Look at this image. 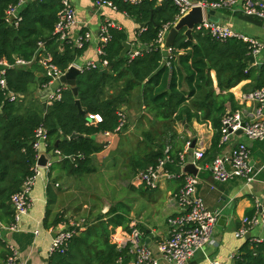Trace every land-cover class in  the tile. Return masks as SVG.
Here are the masks:
<instances>
[{
    "label": "trees",
    "instance_id": "16d2710c",
    "mask_svg": "<svg viewBox=\"0 0 264 264\" xmlns=\"http://www.w3.org/2000/svg\"><path fill=\"white\" fill-rule=\"evenodd\" d=\"M19 1L0 0V61L15 65H0L6 78V89L3 90L0 83V217L10 221L7 227L15 221V212L9 204L11 197L34 175L39 155L34 141L40 127L47 132L46 152L58 150L62 155V160L52 165L53 170L59 175H76L83 179L95 173L94 155L104 149V143L95 137L115 131L120 124L119 110L131 107L133 101H137L144 106L146 115L143 118L149 120V126L141 133L140 145L127 159L131 173L157 167L169 156L166 170L184 178L185 174L180 173L184 164L180 155L192 139L178 131V124L191 126L196 120L212 126L215 131L212 145L204 154L206 161H211L221 151L223 117L229 109L239 108L231 89L243 81H250L251 89L264 87V67L245 62L251 56L252 48L243 39L231 37L221 41L208 31H200L194 32L192 41L184 34V29L178 34L170 55L166 56L157 39L162 26L176 20L177 6L172 1L142 0L132 4L111 0L118 11L138 24H144L132 42V49H139L140 54L131 58L130 50L121 56L129 36L123 28L110 26V40L103 46L101 56L108 61L104 68L107 71L85 69L77 76V95L67 85L59 99L44 104L36 94L48 85L49 77L38 63L16 66L17 60H33L40 43H44L52 62L66 72L83 54L87 44L78 48L73 41L61 42L54 35L61 0H28L21 8L19 25L7 21V10ZM235 15L262 23L255 17ZM112 89L115 92L110 93ZM9 93L16 94L17 98L10 99ZM77 99L85 115L79 112ZM90 114H100L102 122L90 121ZM75 133L80 135L71 138ZM256 142H261L258 146L264 148V141ZM256 144L250 146L251 152ZM54 182L48 184V192L53 198L56 197ZM131 210L125 201H118L107 212L111 216L108 220L100 217L98 222L76 234L61 250L51 254L49 264H115L119 255L125 256L127 249L119 251L117 243L111 241V235L116 231L131 230ZM49 214L51 212H48L46 227L63 221L57 216L50 222ZM142 231L145 232L143 228ZM235 263L264 264V242L248 241L235 256Z\"/></svg>",
    "mask_w": 264,
    "mask_h": 264
},
{
    "label": "crops",
    "instance_id": "0c3cea01",
    "mask_svg": "<svg viewBox=\"0 0 264 264\" xmlns=\"http://www.w3.org/2000/svg\"><path fill=\"white\" fill-rule=\"evenodd\" d=\"M71 1L76 8L80 26H82L84 22L87 23L86 27L80 28L81 31H90L92 33V38L87 44L83 54L70 66H85L87 62L98 57L96 47L100 35V28L102 24L107 21H111L123 28L129 36L128 41L131 43V51L136 49H132V42H134L138 30L144 27L143 24H138L133 18L128 17L126 14L113 7H98L96 0ZM235 14L237 13H233L231 10L220 9L216 11L215 17L217 20L214 21L229 24L235 31L254 37L264 43V21L260 19L262 23L258 24L242 19ZM78 33H80V30H78L77 27L74 32V38H76ZM164 53L166 56L170 55L169 50H164ZM259 59H264V49ZM164 61L167 62V58H165ZM38 74L41 75L40 72H38ZM212 77L217 87V77L214 70L212 71ZM249 83L250 81H243L231 89L239 107L241 104V94L253 90L248 86ZM116 87L118 88L117 85ZM47 88H49V86L40 89L36 94L43 103H47L44 98L47 94ZM113 92H115V89L110 91V93ZM133 102L137 103V101ZM137 104L144 113V106L142 107L139 103ZM242 107L246 108L244 105ZM123 109L126 111L128 118L134 114L132 106ZM133 127L134 124L133 126L127 125V129L121 133H101L95 137L97 141L104 143V149L94 155L96 171L91 176H102L101 179H98L96 182L101 183V188H103L105 181L110 182L107 177L113 166L119 167L122 162V156L125 155L124 157L128 159L129 155L136 149L128 146L126 142L128 137L132 135ZM177 128L181 134H185L192 139V144L193 141L196 140L195 147L192 148L191 146L192 150L187 152L186 161L180 170V173H186L183 168L188 162L189 154L194 153V149L196 150L198 148L204 149L205 152L207 150L208 153L212 145L215 131L208 123H199L196 120H194L191 126L185 125V123H179ZM233 138L234 140L232 141H246L249 146H253L257 143L255 150L251 152V163L255 168L256 179L251 183H247L243 178H236L225 183L216 182L213 179L207 165L212 162L217 155L230 152L231 144L221 146V151L211 161H206V157L198 161L197 164L201 167V169H198L197 174L200 178L198 193L203 198L208 208L220 211V217L226 216V220L220 223L217 222L212 233V242L203 249L198 250L187 264H210V262L214 260H218L224 264H236L235 256L241 253V249L248 241L252 242L258 237L264 238V228L261 226L252 228L243 237L236 235L243 224L244 217L255 214L256 205L259 202L264 205V148L262 145L258 146L261 142L247 141L246 137L242 134ZM126 148L127 151L125 152ZM185 149L186 145L184 146V150ZM39 152L40 154L46 153L47 157L49 159L51 158V155L46 152L45 148H42ZM54 159L55 162L53 164L55 166L56 163L62 160V156L61 158L54 157ZM91 176H86V178ZM52 180H55L53 184V193L56 195L55 198L48 192V184ZM82 180L84 181L85 178L82 179L76 175L66 176L62 175V173L59 175L56 173V170H53V166L50 170L42 168V173L38 176L30 194L32 205L28 212L22 215L17 224V230H7V224L10 221L0 217V264H4L10 252L8 249L10 244L17 249L20 257L23 258L27 264H49L51 256L50 250L57 231L60 232L62 229H71L76 230V234H79L81 231L86 230L89 225L98 222L100 217L104 220H108L111 217L107 214L110 208H98V206L92 208L90 206L92 200L84 201L81 196L82 193L79 194L82 190V186L85 185H80V181L83 182ZM61 182H65L63 188H60L59 184H61ZM184 182L185 177L181 178L179 176L178 178H163L159 186L154 189L145 186L137 187L131 184L132 189L139 194L140 198L136 200V198H134L135 196H133L132 199L125 200L132 208L129 223L130 227L131 224L136 221L138 227L141 230L142 228L145 230V232L142 231V241L159 257L162 256L158 251V242L171 235V224L169 219L172 216L178 215L180 211L178 205H174L170 202V196L178 192L183 187ZM88 188L91 187L89 186ZM146 195L147 198L144 197ZM10 202L11 200L9 204L12 206ZM52 206H54V208H52ZM137 208H139V212ZM48 212H51V214H49L50 222L55 220L57 216L62 217L63 221L58 225L46 227L45 223ZM101 212L102 214H100ZM111 241H113L112 235ZM126 249L127 252L124 256L125 264H136L135 253L129 247L124 250ZM162 264L170 263L162 258Z\"/></svg>",
    "mask_w": 264,
    "mask_h": 264
},
{
    "label": "built area",
    "instance_id": "2783aa9c",
    "mask_svg": "<svg viewBox=\"0 0 264 264\" xmlns=\"http://www.w3.org/2000/svg\"><path fill=\"white\" fill-rule=\"evenodd\" d=\"M28 0H20L18 4L12 5L6 12V20L18 26L22 20L21 8ZM132 4H137L142 0H124ZM158 3L164 1H172L178 8L176 20L173 23H167L162 26L157 39L161 50H169L172 48L166 47V37L170 29L194 7L200 6L204 9V19L197 24L194 32L208 31L215 39L224 41L231 37L243 39L250 44L252 54L255 56V63L251 66L261 64L264 67V59H259L264 49V43L254 37H250L239 33L229 24L214 21L208 17L209 10L227 9L233 13H242L246 16L255 17L264 21V0H155ZM97 6H110L116 9V6L111 0H96ZM62 8L58 14V21L55 25L54 35L61 42H72L78 48H83L92 38L90 31H81L87 26L84 22L82 26L78 22L77 12L71 0H61ZM121 28L111 21L103 23L100 28V35L97 44V58L87 62L85 66L76 65L81 71L90 68L104 69L108 65V61L102 59L104 54L103 46L110 40L108 33L109 27ZM78 27L80 33L74 38L75 29ZM81 28V29H80ZM140 54L139 49L131 52L130 57L134 58ZM38 63L42 66L46 76L49 77L50 86L56 80H59L66 72L62 71L57 65L52 62V56L45 52L44 43H40L36 57L31 61L22 59L17 60L16 66H32ZM0 65L4 67H13L7 61H0ZM0 83L2 89H6L5 70L0 71ZM46 86V87H47ZM67 84L61 83L58 88L54 89L46 99L47 102L57 100L61 97L62 91L66 89ZM8 97L12 100L17 98L14 93H9ZM240 107L236 110H228L222 120L220 146L231 144V150L228 153L217 155L207 167L211 172L213 179L216 182L225 183L236 178H243L247 183H251L256 179L254 165L251 163V149L246 141L235 142L233 137L237 136V131L242 129V135L247 141H264V87L256 88L241 94ZM246 108H243L242 106ZM120 124L113 132H105L106 134H118L123 132L128 125L127 113L124 109L118 112ZM88 119L95 124L102 122L103 118L100 114H90ZM47 132L43 127H40L36 132L34 146L40 156L42 148L47 146ZM192 142L188 141L186 149L181 153L180 157L183 162L186 161L187 152L191 149ZM169 151L167 148L166 152ZM51 155L46 167H41L37 164L34 168V175L28 178L20 191L11 197L12 208L15 212V221L6 229L9 231L17 230V224L23 214H26L32 205L30 197L33 186L42 173V168L50 170L55 162L54 157L61 158L60 151L48 153ZM205 150L202 148L194 149L193 162L198 169L201 167L197 164L198 161L204 158ZM56 155V156H55ZM166 159L161 160L157 167H150L148 170H142L133 175L131 184L137 187L145 186L151 189L157 188L163 178H178L179 174H174L166 170ZM185 174V182L183 187L176 193L171 194L170 202L179 207V213L176 216L170 217L171 235L158 242V251L162 257L157 256L154 251L142 241V230L138 227V223L134 221L131 224V230L116 231L112 234V240L117 243L119 251L125 248H130L135 253L136 264H162L164 258L170 264H187L195 255V253L203 249L206 245L212 242V233L216 226L220 211L211 210L205 204L203 198L198 193V184L200 178L198 175L190 173ZM261 226L264 228V205L258 203L256 205L255 214L246 216L243 219V224L237 231L236 235L243 237L254 227ZM76 235V230L62 229L54 239L50 254L59 251L67 242ZM255 242H264V238L258 237ZM9 254L4 264H27L20 257L17 249L10 244L8 246ZM234 257V256H233ZM115 264H125L123 254L119 255ZM210 264H224L218 260L211 261Z\"/></svg>",
    "mask_w": 264,
    "mask_h": 264
},
{
    "label": "rangeland",
    "instance_id": "374dc122",
    "mask_svg": "<svg viewBox=\"0 0 264 264\" xmlns=\"http://www.w3.org/2000/svg\"><path fill=\"white\" fill-rule=\"evenodd\" d=\"M132 109L134 114L131 116L132 118H128V126H133L134 124V127L132 128L133 130L131 137H128L126 142L128 146L136 148L140 145L139 140L141 138V133L149 126V120L147 118H143L146 113H143V110L138 106L137 103L133 102ZM127 148L125 152L127 151ZM124 156L125 155H123L121 158L122 162L120 166H113V168L110 170L107 177L110 182L103 180L106 182H104L103 188L100 187L101 183H96L98 179H101V175H93L87 178L85 177V180H82L83 182L80 181V185L85 184L83 186L86 188L82 186V190L79 192V194L82 193L81 196L83 197L84 201L92 200L90 203L92 208H96L95 206H98V208H111L118 201L132 199L133 196H135L134 198H136V200H139V194L132 189L131 180L133 174L127 165V157ZM59 185L60 188H63L65 186V182H61ZM89 186L91 188H88ZM144 197L147 198V195ZM52 208H54V206H52ZM137 211L139 212V208H137ZM100 214H102V212Z\"/></svg>",
    "mask_w": 264,
    "mask_h": 264
},
{
    "label": "water",
    "instance_id": "95a60500",
    "mask_svg": "<svg viewBox=\"0 0 264 264\" xmlns=\"http://www.w3.org/2000/svg\"><path fill=\"white\" fill-rule=\"evenodd\" d=\"M204 9L200 6H196L194 7L191 11H189L185 16H183L171 29L170 32L167 36V40H166V46L168 48L173 47L175 40L178 36V34L185 29V35L187 36V38L189 40H194L193 34H194V28L197 24L201 23L204 19ZM216 11L215 10H209L208 11V17L211 18L212 20H217V18L215 17ZM158 26V24H156ZM144 26V24H143ZM131 50V43L129 41L124 42V48L121 51V56H125L129 53V51ZM245 62H247L250 65H253L255 63V56L251 55L248 58H246ZM259 67H262L261 64L258 65ZM106 69H102L101 72H106ZM82 71L76 66V65H72L69 67V69L66 71V73L64 75H62V77L59 80H56L55 82H53L49 88H47L46 92V96L44 97L45 99L48 98L49 94L56 88H58V86L61 83H65L67 85H69L72 90L74 91V93L77 95L78 94V87H77V76L81 73ZM40 75V74H39ZM44 104H46V102H44ZM76 105L79 108V112L82 115H85L86 112L85 110L82 108L80 100L77 99L76 100ZM237 135H241L243 133V130L240 129L237 132ZM80 134H73L71 136V138H76L78 137ZM35 142V141H34ZM59 142L56 143V145H58ZM196 144V140L193 141L192 144V148L195 147ZM49 162V158L47 157L46 153H42L40 154L39 158H38V165L41 167H46L47 164ZM184 172L186 173H190L193 175H197L198 174V168L196 167L195 163L193 162V153H190L188 156V162L187 164L184 166L183 168ZM11 203V202H10ZM226 220V216H221L219 218L218 223H220L221 221ZM59 231H57V233H55V238L57 237ZM54 238V239H55Z\"/></svg>",
    "mask_w": 264,
    "mask_h": 264
}]
</instances>
